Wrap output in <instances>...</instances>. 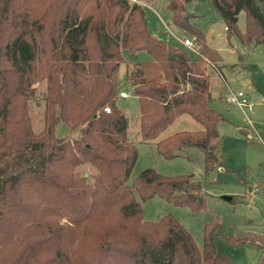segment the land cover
<instances>
[{"label":"trees","instance_id":"obj_1","mask_svg":"<svg viewBox=\"0 0 264 264\" xmlns=\"http://www.w3.org/2000/svg\"><path fill=\"white\" fill-rule=\"evenodd\" d=\"M188 1L169 0L166 8L169 22L200 46L197 53L152 35L144 6L131 0H0V264H234L215 251L216 221L204 224L199 249L172 214L143 219L135 192L142 200L159 196L204 209L191 174L146 168L127 182L138 154L118 102L122 49L149 55L125 63L141 140H156L187 114L201 129L157 139L158 153L171 158L178 149L198 148L205 172L226 169L216 128L223 117L210 105L207 72L219 54L185 14ZM210 3L243 45L264 43V0ZM42 80L43 127L35 133L27 99ZM58 123L77 130L76 137H57ZM85 165L95 172L79 173ZM250 237L225 239L261 247L260 234Z\"/></svg>","mask_w":264,"mask_h":264},{"label":"rangeland","instance_id":"obj_2","mask_svg":"<svg viewBox=\"0 0 264 264\" xmlns=\"http://www.w3.org/2000/svg\"><path fill=\"white\" fill-rule=\"evenodd\" d=\"M137 1L144 6L146 22L152 35L181 47L174 35L191 39L187 32L169 22L166 8L169 0ZM185 14L189 15L191 23L202 30L206 44L219 54L216 63L209 62L213 66L208 67L209 91L211 107L223 117L217 122L216 128L218 150L224 156L226 169L219 166L205 172L203 154L198 148L178 149L171 158L158 153L155 144L157 139L177 131L201 129V125L187 114L177 117L156 140H141L138 101L124 80L125 63L146 60L149 55L143 50L131 53L122 49L125 62L120 64L117 77L119 92H124L126 96L119 95L118 102L128 118L127 138L136 145L138 154L127 182L130 184L146 168L168 176L191 174L205 196L204 209L193 211L186 206L170 204L159 196L142 200L135 192L143 219L156 221L167 213L172 214L191 234L199 249L203 245L204 224L216 221L219 223V233L214 236L213 243L217 254L226 255L234 264H264V240L258 247L248 243L231 244L225 239L227 235L250 239L251 233H258L264 239V126L261 125L264 120V43L243 45L234 30L225 29L224 22L213 11L210 0H189L185 3ZM237 27L240 30L245 27L243 11L238 14ZM193 46L200 49L194 40ZM228 89L246 93L252 101L251 109H242L226 101ZM45 91L46 81H37L32 85L27 99L29 122L35 133L43 127ZM253 127L257 129V135ZM55 135L73 139L77 130L69 131L64 124L58 123ZM78 171L84 176L95 172L88 165L79 167Z\"/></svg>","mask_w":264,"mask_h":264},{"label":"built area","instance_id":"obj_3","mask_svg":"<svg viewBox=\"0 0 264 264\" xmlns=\"http://www.w3.org/2000/svg\"><path fill=\"white\" fill-rule=\"evenodd\" d=\"M134 2H138L137 0H134ZM141 3V2H138ZM175 38L178 39V41L185 47H187L190 51H192V53H197L198 50L194 48L193 46V39H189V38H180L177 37L176 35H174ZM119 95L122 97H125L126 94L124 92H119ZM226 101L228 102H232L235 103L236 105H238L239 107L243 108H249L251 109L252 107V101L251 99L242 91H238L237 93L229 90L226 94ZM107 109V108H106ZM261 125L264 126V120L261 121ZM254 133L257 135V129L255 127H253ZM261 140V139H260Z\"/></svg>","mask_w":264,"mask_h":264},{"label":"crops","instance_id":"obj_4","mask_svg":"<svg viewBox=\"0 0 264 264\" xmlns=\"http://www.w3.org/2000/svg\"><path fill=\"white\" fill-rule=\"evenodd\" d=\"M226 29V28H225ZM191 39H193L194 40V38L192 37V36H189ZM182 38H188V36H183ZM180 44V43H179ZM182 45V44H181ZM182 47H183V45H182ZM184 48H185V46H184ZM187 48V47H186ZM190 51V50H189ZM140 61H143V60H140ZM208 67H213L212 65H208ZM207 72H208V69H207ZM209 74V73H208ZM209 77H210V75H209ZM246 94V93H245ZM247 95V94H246ZM248 96V95H247ZM249 97V96H248ZM250 98V97H249ZM137 99V98H136Z\"/></svg>","mask_w":264,"mask_h":264},{"label":"water","instance_id":"obj_5","mask_svg":"<svg viewBox=\"0 0 264 264\" xmlns=\"http://www.w3.org/2000/svg\"><path fill=\"white\" fill-rule=\"evenodd\" d=\"M228 200H230L231 198L230 197H227Z\"/></svg>","mask_w":264,"mask_h":264}]
</instances>
